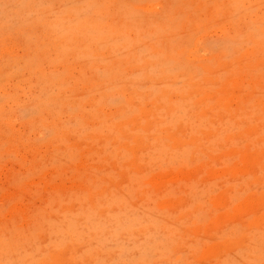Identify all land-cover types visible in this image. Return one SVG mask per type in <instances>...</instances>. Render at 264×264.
Here are the masks:
<instances>
[{
    "label": "rangeland",
    "instance_id": "1",
    "mask_svg": "<svg viewBox=\"0 0 264 264\" xmlns=\"http://www.w3.org/2000/svg\"><path fill=\"white\" fill-rule=\"evenodd\" d=\"M0 9V264H264V0Z\"/></svg>",
    "mask_w": 264,
    "mask_h": 264
},
{
    "label": "bare ground",
    "instance_id": "2",
    "mask_svg": "<svg viewBox=\"0 0 264 264\" xmlns=\"http://www.w3.org/2000/svg\"><path fill=\"white\" fill-rule=\"evenodd\" d=\"M0 12H2L3 13V17L6 19V16H7V13L3 10V9H0ZM47 20V19H46ZM4 20H0V34L1 33H3L2 32V30L3 29H5L6 27H5V25H4ZM37 22H39L38 20H36L35 18H32L31 19V25L33 24V25H35ZM45 24L47 25V21H45ZM39 27V26H38ZM38 29V28H37ZM40 30V29H39ZM47 30H46V28L43 30V37H41V39H38L37 41H36V43L34 44V46H35V49H34V51L32 52V53H30V54H28L27 53V55H25L26 56V58L24 57V61H23V63L24 64H26V67H25V69L28 71V73L30 72V74H34L37 78H39L40 80H41V82H42V87L44 88V86H45V83H50V81H56V80H58L57 79V77H55L54 76V74H49V76H44L45 74V72L44 73H42L43 71H42V65H41V63L39 64V66L37 67V68H34V67H32V65H34V64H36L35 63V56H36V58H37V63L38 62H41V61H45V62H48L49 60H50V52H52V51H55V48L56 47H58L57 45H55V42H56V40H53V38H49V37H46V32ZM6 35L3 33L2 35H1V38L2 37H5ZM41 36V35H40ZM6 38V37H5ZM5 40V39H4ZM6 41V40H5ZM59 48V47H58ZM2 50V49H1ZM11 50V49H10ZM77 50L81 53V52H84L83 51V49H82V46L81 47H78L77 48ZM9 52V51H8ZM8 52H6L7 54H9ZM4 55L3 54H0V58L1 57H3ZM9 56H11V57H13L11 54H9ZM42 57V58H41ZM14 58V57H13ZM59 58H62V51L60 50L59 51V53L57 54V56L54 58V59H52V60H50L49 61V64L50 65H57V64H59V62L57 61ZM21 62V61H20ZM42 62V63H43ZM9 64V63H8ZM17 64L19 65V66H21L20 65V63H18L17 62ZM62 64H64V66H65V63L63 62ZM61 65V64H60ZM5 66H7V61H4V60H1V62H0V72H3V70L5 69ZM68 66V65H67ZM66 66V67H67ZM50 67V66H49ZM53 67V66H52ZM55 67V66H54ZM62 67H63V65H62ZM69 72V71H68ZM1 75V74H0ZM45 93H46V91H45ZM47 94H49V93H46L45 94V97H44V99H41L40 101H39V103L40 104H42V103H44V102H46V101H49V99H50V95H48L47 96ZM2 96V95H1ZM35 100V99H34ZM57 101V100H56ZM87 102V101H86ZM34 103V102H33ZM34 105H35V103H34ZM37 105V104H36ZM3 112V109H2V104H0V115H1V113ZM4 113V112H3ZM5 115V114H4ZM0 117H2V116H0ZM4 117V116H3ZM11 150V149H10Z\"/></svg>",
    "mask_w": 264,
    "mask_h": 264
}]
</instances>
